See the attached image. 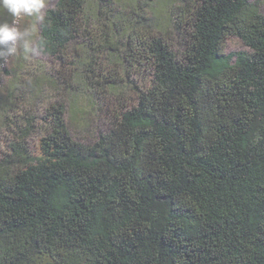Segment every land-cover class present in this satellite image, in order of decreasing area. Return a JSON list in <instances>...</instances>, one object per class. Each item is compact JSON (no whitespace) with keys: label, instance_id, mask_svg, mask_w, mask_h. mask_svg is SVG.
Instances as JSON below:
<instances>
[{"label":"trees","instance_id":"1","mask_svg":"<svg viewBox=\"0 0 264 264\" xmlns=\"http://www.w3.org/2000/svg\"><path fill=\"white\" fill-rule=\"evenodd\" d=\"M87 1L45 10L35 48L72 67L68 49L90 27L99 33L84 45L90 67L119 61L150 85L131 87L127 106L123 79L85 76L90 101L107 105L108 127L89 144L73 139L60 102L44 109L34 155L32 119L22 127L3 120L20 133L0 155V264H264L260 4L93 0L81 30ZM230 38L249 53L226 55ZM48 82L66 91L58 78Z\"/></svg>","mask_w":264,"mask_h":264},{"label":"rangeland","instance_id":"2","mask_svg":"<svg viewBox=\"0 0 264 264\" xmlns=\"http://www.w3.org/2000/svg\"><path fill=\"white\" fill-rule=\"evenodd\" d=\"M56 1L47 0L43 13L45 10L52 8ZM124 1L128 4H125L126 6H134V0ZM249 1L258 2L261 6V12L264 13V0ZM177 2L178 0H173L172 3L177 4ZM164 4V2L160 3L155 8L154 15L158 23L164 21L168 10ZM95 8L93 0H88L83 17L84 26L81 30L87 28L85 24L91 18L93 12H95ZM4 22L11 24L13 22L12 17L6 12L0 11V23ZM187 22V19L183 21L185 24ZM38 24L33 25L32 20L27 18L17 24L21 31L25 28L32 31L31 40L33 41L34 48L38 37ZM180 27L184 30L186 29L182 23H180ZM87 30L92 32V34H99L93 28L90 29L89 27ZM90 32L81 31L79 38L68 49L69 61L73 58L76 59L72 67L69 64L59 66L57 62L48 59L39 51L25 55L23 54L22 47L16 55L0 57V155H2L1 153L5 149L3 148L5 141L12 136L13 132L16 131L14 134L16 136L20 133L19 129L15 128V126L8 130L3 120H6L8 117L10 118V123L16 121V127H22L26 119H32L34 128L31 135L28 136L26 143L28 144L29 151L34 155L36 144L45 135L44 132L47 129V124L41 118L43 117L44 109L57 102L63 103L66 109L67 125L74 140L89 144L96 139L98 131L104 132L108 127L107 118L104 114L107 105L105 106L102 103V99L97 102L94 101L93 104L90 101L92 97L85 91V76H92V71L94 72V77H91L92 79H97V75L99 74L108 78L116 77V80L123 79V84L126 85L129 92V95L124 99L127 106L135 98L131 87L136 86L141 89L149 87L150 82L148 77H142L136 70L128 68L123 63L120 65L119 61L111 60L109 63L103 61L102 64L101 62L99 64L95 62L90 67L88 64L89 58L85 57L86 51L84 49V45L87 44L86 38L90 35ZM167 37L170 38L169 41L172 43L173 49L181 51L182 45L179 46L177 42L179 40L172 34H169ZM183 40L184 37L182 38ZM121 43L119 42L120 45ZM115 46L118 47L119 45L116 43ZM236 52L249 53V49L238 39H228L224 44V53L231 55ZM54 77L58 78L59 88L66 84V91L57 94L60 90L58 88L54 89L53 86L55 85L48 82L50 78ZM68 90H70V94H73L68 95ZM11 94L13 95L12 97H10ZM17 95L18 98L15 97ZM105 99L107 100V98ZM11 106L13 109L8 111L7 108ZM23 115L25 116L24 118H22Z\"/></svg>","mask_w":264,"mask_h":264},{"label":"clouds","instance_id":"3","mask_svg":"<svg viewBox=\"0 0 264 264\" xmlns=\"http://www.w3.org/2000/svg\"><path fill=\"white\" fill-rule=\"evenodd\" d=\"M46 3L47 0H0V11L9 14L13 20L11 24L0 23V57L16 55L21 47L25 55L38 51L33 47L32 31L28 28L21 31L17 24L26 18L31 19L33 25L42 22Z\"/></svg>","mask_w":264,"mask_h":264}]
</instances>
